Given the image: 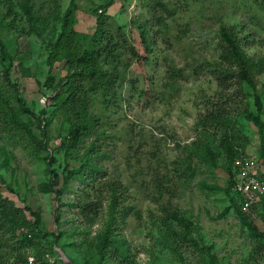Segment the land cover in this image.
<instances>
[{
    "label": "rangeland",
    "instance_id": "374dc122",
    "mask_svg": "<svg viewBox=\"0 0 264 264\" xmlns=\"http://www.w3.org/2000/svg\"><path fill=\"white\" fill-rule=\"evenodd\" d=\"M221 28L253 64L264 123V0H0V197L38 213L44 233L19 247L18 229L0 230V264H63L59 250L75 264H208L201 247L215 264H264L226 189L222 138L263 167L264 152L249 90L220 66ZM61 33L71 61L49 64ZM85 49L99 54L80 69ZM65 165L98 173L63 184ZM82 193L102 202L89 221L73 204ZM245 216L264 232V208Z\"/></svg>",
    "mask_w": 264,
    "mask_h": 264
},
{
    "label": "trees",
    "instance_id": "16d2710c",
    "mask_svg": "<svg viewBox=\"0 0 264 264\" xmlns=\"http://www.w3.org/2000/svg\"><path fill=\"white\" fill-rule=\"evenodd\" d=\"M28 0H25L27 2ZM21 9L23 10V13L26 15L27 19L34 23H38L37 19L34 17V14L32 12V8L27 5L24 2L20 3ZM103 17L101 15H98L96 18V30L92 36L93 40L102 39L104 38V32H103ZM141 33H143V30H141ZM220 35L224 42V44L221 47L220 54H219V60H220V66L225 67V75L230 72V74H237V77H239L240 81L244 83V86L249 90V95L253 98L255 107H256V116L254 117L255 125L258 128L259 136H260V147H261V154L264 152V123L260 118L261 109H262V103L259 97V94L257 92V88L255 83L252 81L250 72L248 70L249 67H251L253 64H250V62L243 56L242 52L238 49L236 40L231 37V35L223 28L220 29ZM69 33H61L58 36V39L51 45L50 51L48 54V63L51 64L53 61L58 60L61 58V55L63 54V50H65L67 53H69ZM107 45H105L103 48L106 50ZM4 47L2 43L0 42V50H3ZM2 54H5V51L2 52ZM99 54V49L93 51L91 49H85L81 55H79L76 59V63L78 66H80V69H83V66L87 64H93V60H95V56ZM68 54H63V58H65L69 63L71 59L67 57ZM73 59V58H72ZM90 62V63H88ZM250 65V66H249ZM87 67V66H86ZM89 72L92 74L95 71V67H87ZM53 77L47 76L44 82L45 88H51V87H57L56 85H52ZM112 82H108L107 84H111ZM59 85V84H57ZM69 90V89H67ZM71 97H73V94L71 93ZM26 112H30L28 109H23ZM82 128V125H76L74 127H71L68 131V143L65 147V150L69 149L70 147L74 146L76 143V140L78 139L80 135V130ZM223 141H226V144L223 145ZM223 148V154L226 156L227 159V185L226 189L229 193L231 190L232 182H233V161L241 156V154L238 153L237 147L233 145L231 142H228V139L226 137L222 138V142L220 144ZM244 155V154H242ZM263 156V155H262ZM262 156L260 157L257 155L258 160L262 164ZM215 155L210 149H207V151L204 153V158L208 161L214 163L215 161ZM64 169L66 171L64 172L62 178H63V184L67 183L70 178H76L80 180L81 182H85L86 179L89 180V178H94L95 174L98 173L97 169H90L91 171L87 172L83 167H77V168H70L68 169V165H65ZM115 189V186H114ZM83 192V191H82ZM82 198L85 197V199L81 200L80 202H74V206L78 208L77 213L81 214L82 217H84L85 220L89 221V217L91 213H95L100 207H101V200L100 199H91L90 195L88 193H82ZM231 200V206L233 209L237 212V214L241 217L242 223L250 230L252 233V236L259 239L264 240V232L259 231L258 228L253 225L245 216V214H248L249 211L257 208L262 207L264 208V195L260 197V199L248 210L241 211L239 205L237 204L235 197L233 193L230 196ZM114 204H116V199H113ZM30 211V210H29ZM126 210L122 211V216L124 217L126 215ZM31 215L33 216V220L27 219L26 215L24 214V211L21 207H17L13 204L12 201H10L6 197H0V230L7 231L11 230L12 236L16 237L15 230L20 231V239H18L19 247H27L30 245H35V241L41 237H43L44 233L41 229V223H40V217L38 213H35L33 211H30ZM169 217L176 219L178 222H180L181 226L183 227L182 232L180 235L182 236V239L185 238V232L187 230V224L185 225L183 222V219L180 216H177L176 214L169 215ZM16 241V242H17ZM194 245H196L194 243ZM201 250H204L208 254V264H215V257L210 253L208 248L201 247ZM21 261H25L23 258Z\"/></svg>",
    "mask_w": 264,
    "mask_h": 264
},
{
    "label": "built area",
    "instance_id": "2783aa9c",
    "mask_svg": "<svg viewBox=\"0 0 264 264\" xmlns=\"http://www.w3.org/2000/svg\"><path fill=\"white\" fill-rule=\"evenodd\" d=\"M231 191L241 211L250 209L264 195V167L256 155L244 154L233 161ZM26 264H37L29 258Z\"/></svg>",
    "mask_w": 264,
    "mask_h": 264
},
{
    "label": "water",
    "instance_id": "95a60500",
    "mask_svg": "<svg viewBox=\"0 0 264 264\" xmlns=\"http://www.w3.org/2000/svg\"><path fill=\"white\" fill-rule=\"evenodd\" d=\"M59 258L63 264H75L74 261L62 250H59Z\"/></svg>",
    "mask_w": 264,
    "mask_h": 264
}]
</instances>
